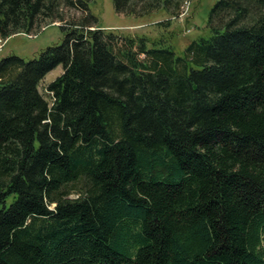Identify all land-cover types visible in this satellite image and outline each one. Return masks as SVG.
I'll use <instances>...</instances> for the list:
<instances>
[{
	"label": "trees",
	"instance_id": "1",
	"mask_svg": "<svg viewBox=\"0 0 264 264\" xmlns=\"http://www.w3.org/2000/svg\"><path fill=\"white\" fill-rule=\"evenodd\" d=\"M62 8L87 14L60 45L0 58V264H264V0H217L183 57L86 0H0V41Z\"/></svg>",
	"mask_w": 264,
	"mask_h": 264
},
{
	"label": "rangeland",
	"instance_id": "2",
	"mask_svg": "<svg viewBox=\"0 0 264 264\" xmlns=\"http://www.w3.org/2000/svg\"><path fill=\"white\" fill-rule=\"evenodd\" d=\"M88 14L100 29L111 31L121 39L144 38L147 48H167L177 57H183L186 47L200 38L211 35L208 24L209 12L217 0H186L181 13L171 18L162 10L133 16L115 13L112 0H86ZM63 22L41 23V27L26 34H17L0 41V58L16 56L25 60L36 58L49 46L60 45L63 31L60 25L71 29L73 22L86 17V12L62 8ZM46 24V25H45ZM94 29V28H90ZM143 58L142 55L139 56ZM62 73L58 66L40 82L39 92L51 103L45 94L46 86ZM73 197V196H72Z\"/></svg>",
	"mask_w": 264,
	"mask_h": 264
}]
</instances>
